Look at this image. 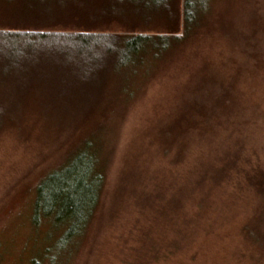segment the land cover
<instances>
[{"label": "rangeland", "instance_id": "1", "mask_svg": "<svg viewBox=\"0 0 264 264\" xmlns=\"http://www.w3.org/2000/svg\"><path fill=\"white\" fill-rule=\"evenodd\" d=\"M247 2L217 1L152 65L81 85L87 97L71 113L46 108L35 90L21 94L13 118L0 125V264H264V248L243 231L261 200L246 177L264 172V0ZM131 18L87 28L172 30ZM82 28L30 24L0 4V29ZM9 93L0 86V95ZM197 95L213 106L187 128L186 108ZM94 140L105 169L99 207L69 257L53 247L49 256L59 233L50 234L46 220L32 225L34 188Z\"/></svg>", "mask_w": 264, "mask_h": 264}, {"label": "trees", "instance_id": "2", "mask_svg": "<svg viewBox=\"0 0 264 264\" xmlns=\"http://www.w3.org/2000/svg\"><path fill=\"white\" fill-rule=\"evenodd\" d=\"M217 1L0 0L6 11L12 10L15 17L30 24L50 26L75 22L77 27H86L75 31L0 29V86L4 91L15 92L0 95V125L7 117L13 118L11 105L19 103L21 94L34 90L44 96L46 108L71 113L70 108L76 110L87 97L85 90L91 82L108 78L109 73L140 67L144 62L152 65L175 44L186 40L200 20L211 15ZM244 2L242 0L240 8L250 6V2ZM131 17L144 24L156 22L171 26L172 30L152 35L116 34L87 28L101 19L128 21ZM146 53L151 54L148 61L144 58ZM87 84V87L81 86ZM77 86L81 88L78 92L74 89ZM75 99L79 101L77 104ZM212 106L208 99L198 95L191 98L186 108L189 112L186 123L191 122L187 128L195 126L196 118L205 120ZM95 142H86L34 188L32 225L37 227L46 220L50 223V234L59 233L53 241L55 245L52 242L45 250L49 256L53 247L61 251V259L69 257L95 217L105 184V169ZM221 163L225 164L224 169L230 167L224 160ZM214 169L213 177L224 173L221 168ZM246 178L261 200L255 218L243 231L249 241L264 248V172ZM50 260L53 262L54 258ZM32 261L39 264L36 258Z\"/></svg>", "mask_w": 264, "mask_h": 264}]
</instances>
